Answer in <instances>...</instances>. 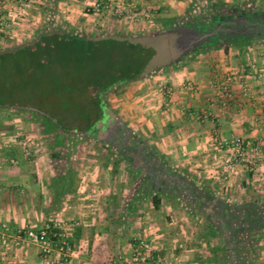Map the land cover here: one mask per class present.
Returning a JSON list of instances; mask_svg holds the SVG:
<instances>
[{
	"label": "crops",
	"instance_id": "1",
	"mask_svg": "<svg viewBox=\"0 0 264 264\" xmlns=\"http://www.w3.org/2000/svg\"><path fill=\"white\" fill-rule=\"evenodd\" d=\"M97 1L0 3L1 13L13 22L12 27L23 22L38 31L57 22L75 27L78 20L89 18L85 6ZM99 1L110 8L118 4L129 7L130 13L157 23L180 19L185 13L190 17L199 4L207 11L210 6H222L226 17L231 16L228 19L251 27L236 36L250 41L248 45L227 44L223 49L221 36L228 31L222 27L225 33L221 31L211 45L197 50L203 51L202 58L193 56L196 51L186 62L137 80L123 96L122 112L113 113L117 119L137 122L134 130L142 139L113 140L121 153L119 164L110 155L86 162L72 155L53 157L47 139L35 138V124H0V231L1 224L5 225L9 239L7 246L0 242V264H52L35 244L20 239L15 245L14 240L23 229L55 224L67 233L72 249L66 262L57 260L55 264H243L241 257L248 251L253 254L251 263L264 264L261 1L252 0L257 7L252 5L249 12L245 11L249 0ZM234 7L241 9L234 13ZM209 55L215 60L208 59ZM226 85L232 93L229 100L218 96ZM114 100L109 99L117 103ZM233 135L252 139L259 147L253 171L244 163L226 169L228 153L221 148L220 139L226 141ZM11 137L16 140L10 141ZM27 137L34 141L25 151L19 139ZM96 139L111 146L112 140ZM247 212L258 213L252 215L256 223L244 220ZM142 239L150 243L152 251H142L137 261L133 246Z\"/></svg>",
	"mask_w": 264,
	"mask_h": 264
},
{
	"label": "rangeland",
	"instance_id": "2",
	"mask_svg": "<svg viewBox=\"0 0 264 264\" xmlns=\"http://www.w3.org/2000/svg\"><path fill=\"white\" fill-rule=\"evenodd\" d=\"M257 1V0H255ZM254 1V2H255ZM261 4H259L258 9L262 12L264 10V0H260ZM259 3V2H258ZM252 5L256 6V3L253 4L252 0H249L248 4L245 5V11L249 12L252 11L253 7ZM94 5L87 4L85 6V13L89 15V18H85L83 20H78L77 25L71 26L69 25H62L59 24V22H55L56 27H62L61 29L67 32H73L78 35H83L86 37L92 36H104V35H126V37H135L140 35H148V34H154L157 32H161L163 29L162 27H171V22H165L164 25H160L156 21L148 22L146 20L141 19L139 13L132 12L130 13L129 7H123L122 5L118 4L114 6L113 8H110V11L106 14L105 12H95L96 15L90 16L92 13L90 12V9H92ZM251 8V9H250ZM238 9H241L238 7ZM195 14H192V16H188L186 13L180 17V19H176L177 25L180 24H190L188 23L192 18L197 19L198 17H204L208 11L204 6H201L199 4L196 6ZM123 16L120 17L121 14ZM264 14V11L262 12V15ZM133 16V18H129V16ZM195 24H201L205 25L206 27H209L211 29L217 28L219 25V22H215L212 26L210 25V22H206L205 20L201 23L198 21ZM30 23V22H29ZM53 23V22H52ZM213 23V22H212ZM1 24L3 26H1ZM193 24V23H192ZM19 25V26H18ZM74 25V23H73ZM13 22L11 20H6L3 18L2 21H0V51L12 49V47H19L24 44H28L29 42L35 41L39 39L40 35L42 34V30H31L28 27H26L25 23L19 22L16 23V27H12ZM53 27H46L44 26L43 30H55ZM66 27V28H65ZM70 28V29H69ZM225 28V27H224ZM229 28V27H228ZM77 29V30H76ZM11 30V31H9ZM11 32V33H10ZM221 46L223 49L227 46V41L224 39V36H221ZM90 48V47H89ZM91 50L94 53L96 58V71L97 75L102 72H108L110 74H114L115 72H119L122 75H132L134 74L138 67L140 62L143 59V56L141 55V52L139 49H132L126 45H114V44H102L100 46H91ZM203 51H197L193 56L195 57H201ZM76 55H74L75 57ZM73 57V58H74ZM202 58V57H201ZM192 59V57H187L183 60V62H186L188 60ZM208 59L215 60L214 56L209 55ZM72 69L69 73L66 71H62L60 66H54L52 68L51 75H47L45 72L41 74L40 77H37L33 80L28 81L29 85L27 87V91L25 94L22 92L17 91L16 93L18 97H22L23 99H30L32 102H36L41 108L49 112L50 114H53L55 116H60L61 119L66 120V122L70 124H75L79 120L78 116L79 114L83 113V111L86 110V102L85 97L83 98V93H81V87L84 85V82L88 80L86 78V75L83 70H81V67L79 69L78 61L73 59L71 62ZM81 66V65H80ZM76 68V69H75ZM162 70V69H160ZM91 80H94V77H92ZM20 82V81H18ZM134 82H129L124 85H120L114 89L110 93H107L106 98V104L110 111L114 112H122L121 108L122 104L125 102L123 99V96H125L126 93L132 91L131 87L134 86ZM76 83V89L80 91L71 90L70 86L71 84ZM83 90V89H82ZM0 97H2V94L0 93ZM115 98L117 100V103L110 102L109 99ZM114 100V101H116ZM28 114H22L17 110H5L0 109V124L3 125H9V126H19L24 127L26 125L35 124L32 122L31 119H27L25 117H28ZM124 119V118H123ZM118 118V125L117 129H115V136L113 137V140L115 139H123V140H131L132 142H136V140L142 139L140 137V134L138 133V130H134L136 125H138L137 122L133 123L134 121L127 118L126 120L129 121V123L125 124L124 120ZM137 120V117L133 118ZM122 120V121H120ZM134 124V125H133ZM37 126V135L35 138L40 137L42 139V136L44 135L41 133L40 126L35 124ZM113 133V131H112ZM65 140L63 143V148L58 149V153L63 155L64 157L66 155H72V157H79L83 162H86L87 159L91 160L92 157H102V156H113L115 157L116 164H119V157L121 156V153H119L118 149H116V143H110L111 146L105 147V144L99 143L98 139H87L86 137L82 135H74V134H66ZM117 137V138H116ZM18 139V138H17ZM29 143H32L34 141V137H27L24 139H19V141L28 140ZM15 141L16 138L11 137L10 141ZM112 140V141H113ZM106 142V141H105ZM113 146V148H112ZM95 147H99L98 151H95ZM28 148V146H27ZM26 148V149H27ZM30 148V147H29ZM25 150V149H24ZM27 151V150H25ZM53 152L54 150L51 149ZM66 152V154H64ZM121 161V160H120ZM125 165H122V167ZM116 168L117 165H115Z\"/></svg>",
	"mask_w": 264,
	"mask_h": 264
},
{
	"label": "trees",
	"instance_id": "3",
	"mask_svg": "<svg viewBox=\"0 0 264 264\" xmlns=\"http://www.w3.org/2000/svg\"><path fill=\"white\" fill-rule=\"evenodd\" d=\"M238 10L236 7L232 9L234 13H237ZM101 11L107 14L110 11V7H108L107 2L98 0L94 7L90 9V12ZM226 14L227 12H225L222 6H218L217 8L210 6L208 13L204 17L192 18L188 23L195 24L197 23L194 22L195 20L199 23L204 20L210 23L221 22L226 18ZM123 15L124 13L120 17ZM157 21L161 25H164L167 21L171 22L170 28L177 25L176 19ZM170 28L162 27V31ZM121 36L126 35L122 34ZM90 37L96 36L90 35ZM87 38L73 32L62 31L61 29L54 31L42 29V34L35 44L17 49L15 52L0 54V93L2 94V97H0V109L17 110L22 114H28L29 116L25 117L26 120L31 119L32 122L40 126L41 133L47 139V143L49 142L50 148L54 150L52 153L53 157L61 155L58 153V149L63 148L66 134H79L87 139H96V136L104 128L110 126L109 115L105 112L108 109L105 98L106 94L120 85L144 78L143 73L146 64L154 55L153 50L141 46H132L128 42H118L115 40L94 41L87 40ZM248 40L249 38L241 39L234 37L232 40H228L227 44L229 46L248 45L250 41ZM102 44L126 45L132 49H139L143 59L137 71L132 75H122L119 72H115L114 74L102 72L97 75L95 66L97 64L95 62L97 57L92 52L91 46H100ZM14 48L12 47V49ZM74 55L76 56L74 57ZM73 59L78 61L79 69L81 67L86 78H88L81 87L83 98L85 97L83 101L85 100L87 108L83 113L79 114V120L75 124H70L66 120L61 119L60 116L57 117L50 114L30 99L22 100V97L17 96V91L23 94L26 93L29 80L31 82V80L40 77L44 72L47 75H51L54 66H60L62 71L64 70L69 73L72 69L71 62ZM92 77H94V80H91ZM75 85L76 83L71 84V90L80 91L75 88ZM154 205L158 206L157 200L154 201ZM246 215L244 220L256 223L257 220L255 221V217L253 216H257L258 213L251 214L247 212ZM254 229H258V226ZM243 255L245 256L241 257L243 264H253L251 263L253 261V254L250 251L244 252ZM234 261L239 263L238 260Z\"/></svg>",
	"mask_w": 264,
	"mask_h": 264
},
{
	"label": "water",
	"instance_id": "4",
	"mask_svg": "<svg viewBox=\"0 0 264 264\" xmlns=\"http://www.w3.org/2000/svg\"><path fill=\"white\" fill-rule=\"evenodd\" d=\"M221 31V27L211 29L201 24H180L154 34L135 37L104 35L88 37L87 40H115L118 42H128L132 46H141L153 50L154 55L146 64L143 73V76L147 77L157 70L175 65L194 54L197 50L211 45L214 42V38ZM38 40L11 50L2 51L0 54L15 52L17 49L35 44ZM105 112L109 115L110 126L104 128L96 137L99 139L105 138L107 140H113L115 134L112 131L119 127L118 121L112 111L106 109Z\"/></svg>",
	"mask_w": 264,
	"mask_h": 264
},
{
	"label": "built area",
	"instance_id": "5",
	"mask_svg": "<svg viewBox=\"0 0 264 264\" xmlns=\"http://www.w3.org/2000/svg\"><path fill=\"white\" fill-rule=\"evenodd\" d=\"M3 15L1 13V3H0V21L3 20ZM133 18V16H129ZM230 82L231 78H227ZM218 96L220 99L229 100L232 97L231 90L228 85L222 87L218 91ZM221 140V148H224L228 156L225 160L226 169L231 171L239 163L248 164L250 170H254L255 157L259 154L260 149L255 145L252 139L243 136H231L229 140ZM29 139L20 141V146L27 150L29 146ZM3 231H0V242L3 246L9 244L8 239V228L1 224ZM20 239H25L36 246H38L40 253L44 258L50 260L52 264H55L57 260L66 262L70 252L71 244L68 239L67 233L64 231L59 224L46 225L40 229H23L19 231L18 239L14 240L15 245H19ZM142 251H152L151 245L146 240H138L133 246V252L135 259L139 260V255ZM160 261V259H158ZM167 264H183L180 261H169Z\"/></svg>",
	"mask_w": 264,
	"mask_h": 264
},
{
	"label": "flooded vegetation",
	"instance_id": "6",
	"mask_svg": "<svg viewBox=\"0 0 264 264\" xmlns=\"http://www.w3.org/2000/svg\"><path fill=\"white\" fill-rule=\"evenodd\" d=\"M228 17H231V16H228ZM228 17H226L225 19H223L221 22H219V25L218 27H222L224 28H227L225 30V32L228 31V33H226L224 35V39L227 41V40H232L234 37L238 36V34L241 35V33H247L248 30H250V26L249 25H245V24H242V23H239L238 24V20H235V19H228ZM214 23H210V25L212 26ZM262 25V24H261ZM257 26V25H256ZM256 26H253L252 29H255ZM229 27V28H228ZM255 27V28H254ZM223 30V29H222ZM222 31V33H225ZM112 126V125H111ZM114 131V130H113ZM116 140V139H115ZM114 140V141H115ZM122 141H125L123 139H121ZM109 141V140H108ZM114 141H111L110 143H113Z\"/></svg>",
	"mask_w": 264,
	"mask_h": 264
}]
</instances>
